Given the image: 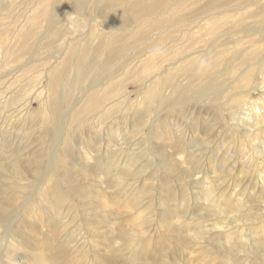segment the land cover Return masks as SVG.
<instances>
[{"label": "rangeland", "instance_id": "obj_1", "mask_svg": "<svg viewBox=\"0 0 264 264\" xmlns=\"http://www.w3.org/2000/svg\"><path fill=\"white\" fill-rule=\"evenodd\" d=\"M128 1L0 0V264H264V50L248 88L222 69L264 0L192 6L156 59L160 2Z\"/></svg>", "mask_w": 264, "mask_h": 264}, {"label": "bare ground", "instance_id": "obj_2", "mask_svg": "<svg viewBox=\"0 0 264 264\" xmlns=\"http://www.w3.org/2000/svg\"><path fill=\"white\" fill-rule=\"evenodd\" d=\"M123 1V0H122ZM158 2H153V3H150L151 1L150 0H129L128 1V4L130 6H132L134 8V12H138L141 9L143 10H146V11H151L159 2V10L156 11L155 13H152V14H144L142 15V17L147 21H151L150 20V17L152 16H156L158 14V22H160L159 25H161V28H160V32L161 33V36L158 40H161L162 41V44H164L166 42V45H164L163 47L166 49V55H170V56H174V54L172 53L171 51V47L172 48H175V44L178 40H181V39H178V38H171V34L175 33L176 31L174 30V28H176L177 25H182V24H187L186 20H184V15L183 13L186 11H189L191 10V7L192 6H200V7H194L193 9L195 10H199L201 13H203V17L200 18L201 19V22L199 23H202L201 26H198L197 28L198 29H204L205 27L206 28H210L212 27V25L214 24V19L217 15L215 14H208L210 12H213L215 10H218V9H215L214 6L217 4V3H220L221 0H157ZM235 4L239 3L240 1L242 0H235ZM141 3H144V7H140V4ZM234 4V5H235ZM248 5H252V4H247ZM251 7H246V8H236L234 10V12L236 13V15L234 16H241L243 17L244 19H250L254 16H257L259 15L263 10H264V5H260L258 6V8L254 9V10H251ZM143 13V12H142ZM188 13L192 14V11H189ZM186 16V15H185ZM199 19V18H198ZM196 21V19H195ZM194 21V22H195ZM264 22V18L262 20H260V23L261 22ZM158 22H156L155 24H157ZM198 24V23H197ZM263 24V23H262ZM197 26V25H196ZM185 27V26H184ZM179 28V27H178ZM205 28V29H206ZM165 29H168L169 31H165ZM184 32H187L189 30H185L183 29ZM181 30V31H183ZM183 32V33H184ZM177 35V34H175ZM178 36V35H177ZM182 36V35H181ZM189 35L187 33H185L183 35V38L186 39ZM191 36V35H190ZM181 38V37H180ZM250 40V43L249 45H244V40ZM167 41H170L171 42V47H168L167 48ZM181 43V41L179 42ZM185 43V42H184ZM190 44V43H193V35L191 38H188L187 39V42L186 44ZM160 44V43H159ZM236 44L239 45L240 47H242V50H241V53L242 54H231V57L228 58V61H227V67L226 69L225 68H222L223 71H224V76H228V75H235L237 72H239V74H237L238 76H245V78L242 80L241 84L243 85V87H247L252 83V78H253V75H252V72L254 71V69L252 68V66L249 65L250 62L254 61L257 56L262 53V51L264 50V27H261L260 29L258 28L257 30L254 29V31L250 34V35H244L242 37H240L237 41H236ZM161 45V44H160ZM184 49V48H183ZM183 49H180L179 52H178V56L182 55L183 53L185 54V51ZM123 50V48H122ZM246 51H249L248 54H246ZM232 52V51H231ZM229 52V53H231ZM98 56H100L99 54H97ZM188 55H186V58H187ZM262 56V55H261ZM260 56V57H261ZM263 57V56H262ZM81 59V57H79ZM185 58V59H186ZM184 60V59H183ZM68 62H70L69 60H67ZM225 60H221L219 61V64L218 66L221 64V62H223ZM168 64V63H167ZM166 65V64H165ZM224 66V65H223ZM153 64L150 65L148 67V65H145V68H147V72L151 73V69L153 68ZM259 67V66H258ZM167 68V67H166ZM220 68V66H219ZM255 68V67H254ZM261 68V67H260ZM220 70V69H218ZM259 70V68H258ZM256 72V71H255ZM155 73V72H154ZM180 73V72H179ZM165 74V73H164ZM254 74V73H253ZM162 75V74H161ZM256 75V74H255ZM223 76V77H224ZM161 77V76H160ZM202 77H203V74L201 72L198 71L197 74H195V76L193 75V77L191 76V78H189L190 80H187L188 81V84L187 86H195L197 81H201L202 80ZM175 78H179V76H177L174 72L173 73H170L168 74L166 77H163V79L160 80V82L162 83V87H161V90L163 89V85L166 83L167 84V81L170 82V81H173ZM233 78V77H232ZM236 78V76H235ZM224 79V78H223ZM255 79V78H254ZM225 80V79H224ZM257 80V79H255ZM240 81V79H239ZM254 81V80H253ZM151 82V81H150ZM179 82V81H178ZM236 82V81H235ZM257 82V81H256ZM234 83V82H233ZM151 84V83H150ZM154 84V83H153ZM156 84V83H155ZM227 84V83H226ZM238 84V83H237ZM174 85V84H173ZM185 85V84H184ZM255 85V84H254ZM261 85V84H260ZM154 86V85H153ZM167 86V85H166ZM169 86V85H168ZM172 87V86H171ZM255 87L259 88L258 87V84L255 85ZM170 88V87H169ZM233 88V87H232ZM237 88V87H236ZM252 88V87H251ZM149 90V91H148ZM147 90V98L146 100L148 101H152L154 99L157 98V94H156V90L155 88L153 87H150L149 89ZM168 90V89H167ZM233 90V89H232ZM171 91V90H170ZM243 91V90H242ZM179 92V95L181 94H187V91L185 88H179L178 90ZM237 93V92H236ZM238 93H242V92H238ZM258 93V92H257ZM146 94V93H145ZM173 94V93H172ZM243 94V93H242ZM90 95V93L86 94L85 96V99H86V103H91V99L88 97ZM116 95V93L114 94ZM113 95V96H114ZM170 95V94H169ZM112 96V97H113ZM118 96V95H117ZM188 96V95H187ZM190 96V94H189ZM208 97V96H206ZM243 97V96H241ZM246 98V97H245ZM261 98V97H260ZM169 99V98H168ZM241 98L238 97V102ZM244 99V98H243ZM145 100V101H146ZM242 101V100H241ZM147 102V101H146ZM155 103V102H154ZM263 103L264 104V98L257 102H251L249 105L250 108H253L254 110L256 108L259 109L260 105ZM148 104V103H147ZM235 105H236V102H235ZM149 106V105H148ZM155 106V105H154ZM241 106V105H240ZM238 106V107H240ZM243 106V105H242ZM241 106V107H242ZM245 106V105H244ZM84 107V106H83ZM236 107V106H235ZM237 107V108H238ZM240 107V108H241ZM149 108V107H148ZM152 108V107H151ZM88 108L87 107H84V115H85V119L87 120L86 116H88V111H86ZM239 109V108H238ZM242 109V108H241ZM247 109V108H246ZM249 109V108H248ZM262 109V107H261ZM104 110V109H102ZM101 110V111H102ZM162 110V109H161ZM183 111V110H181ZM247 111V110H246ZM262 112V110H260ZM92 113H95L93 110L90 111ZM259 112V111H258ZM259 112V113H261ZM264 112V111H263ZM108 112H106L105 114H107ZM191 113V112H190ZM254 114V112H252ZM256 113V112H255ZM100 114V111L96 114V116ZM109 115V114H108ZM107 115V116H108ZM212 115V114H211ZM257 115V114H256ZM95 116V115H94ZM204 116V115H203ZM257 117L259 119H264V114H258ZM225 118V117H224ZM256 118V117H255ZM90 119V118H89ZM189 120V119H188ZM261 120V121H262ZM111 121V120H110ZM241 121L239 122V125L241 124ZM89 123V122H88ZM248 123V122H247ZM244 124V123H243ZM254 124V126L258 125L257 127H261L260 129H264V121H263V124L261 126H259V122H254L252 123ZM101 131V130H100ZM242 133V132H241ZM99 136V135H98ZM102 137V136H101ZM121 138V137H120ZM132 138V137H131ZM101 140V139H100ZM133 141V140H132ZM178 142V141H177ZM127 145V144H126ZM117 147V145H116ZM180 155V154H179ZM118 157V156H117ZM260 159V158H259ZM263 168V167H262ZM259 180V179H257ZM215 194V193H214ZM240 197V196H239ZM211 199V198H210ZM247 206V205H245Z\"/></svg>", "mask_w": 264, "mask_h": 264}, {"label": "clouds", "instance_id": "obj_3", "mask_svg": "<svg viewBox=\"0 0 264 264\" xmlns=\"http://www.w3.org/2000/svg\"><path fill=\"white\" fill-rule=\"evenodd\" d=\"M166 54V49L161 45H156L150 50V55L153 59L159 58ZM208 65L206 58H202L199 62V68L203 69Z\"/></svg>", "mask_w": 264, "mask_h": 264}]
</instances>
